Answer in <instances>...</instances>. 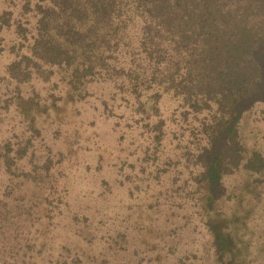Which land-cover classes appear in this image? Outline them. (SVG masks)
Segmentation results:
<instances>
[{
    "label": "trees",
    "instance_id": "trees-1",
    "mask_svg": "<svg viewBox=\"0 0 264 264\" xmlns=\"http://www.w3.org/2000/svg\"><path fill=\"white\" fill-rule=\"evenodd\" d=\"M0 53L7 55L0 58V122L13 107L32 134L0 142V174L21 176L12 171L15 160L42 129L63 145L73 140L57 155L75 161L76 145L95 143L93 104L85 100L97 96L96 112L119 134L117 153L130 133L136 159L120 153L116 163L132 181L124 195H146L142 203L163 209L164 218L190 205L211 237L213 264H238L233 230L217 206L236 190L229 178L245 171L251 186L264 173L263 152H249L240 134L243 118L264 104V0H0ZM77 104L87 111L78 118ZM74 117L79 128L70 130ZM46 159L35 168L53 169L54 157ZM22 173L38 195L40 174ZM55 193L57 201L44 192L43 202L60 217L67 194Z\"/></svg>",
    "mask_w": 264,
    "mask_h": 264
},
{
    "label": "rangeland",
    "instance_id": "rangeland-1",
    "mask_svg": "<svg viewBox=\"0 0 264 264\" xmlns=\"http://www.w3.org/2000/svg\"><path fill=\"white\" fill-rule=\"evenodd\" d=\"M3 57L7 58V55L0 53V58ZM2 82L0 80V92L4 94ZM25 91L31 92L32 89ZM93 97H88L85 103L93 104L88 112L90 119L96 118L91 126L95 143L90 145L85 141L82 150L75 144L78 148L73 155L75 161L66 162L65 159L61 162L57 155L60 147L66 151L73 140L69 145H63L62 141L59 143L54 139L53 131L42 129V134L31 142L30 150L15 160L12 171L21 176L10 179L11 172L7 168V173L0 174L1 182H6L4 187L0 185V264H179L183 259L186 264H213L216 257L211 237L190 205L183 212L176 209L178 212L174 217L170 214L164 218L166 212L163 209H147L142 203L146 195H139L140 200L130 199L128 193L124 195L125 188L132 187V181L122 177L116 163L120 153L126 159H136L130 133L127 134L129 142L125 140L121 144L125 150L117 153L120 147L114 144L119 134L111 129L108 118L96 112L99 101L97 96ZM163 105L170 111L175 107L169 100ZM74 109L77 118L87 112L79 104ZM4 114L0 122V129L4 131L0 133L1 143L9 137L17 143L32 136L31 133L25 134L27 124L16 115L13 107ZM73 119L70 130L79 128V120ZM240 134L249 152L259 150L264 154V104L243 118ZM32 143L36 148L33 149ZM46 145H51V152ZM46 157H54L53 169L47 172L45 167L43 170L35 168V164L43 166ZM67 157L71 158L69 154ZM67 166L72 169L58 173ZM24 170L40 174L38 195H34V183L31 176L23 175ZM246 174L245 171L239 172L227 180L229 188L236 190L232 199L218 204L217 210L220 218L228 220L233 230L238 264H264V173L251 186L248 182L253 183V178ZM104 180L108 185H103ZM122 182L126 186H122ZM6 186L8 188L2 195ZM103 186L109 190H102ZM56 189L67 194L61 204L64 209L60 217L48 213L42 196L46 192L57 201ZM102 191L104 198L99 196ZM128 202H133V206ZM180 213L185 215L180 217ZM128 214H133V218L126 220Z\"/></svg>",
    "mask_w": 264,
    "mask_h": 264
}]
</instances>
